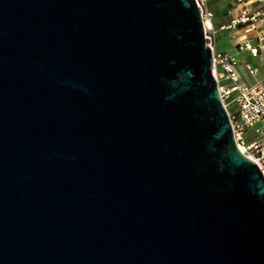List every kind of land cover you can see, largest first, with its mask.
Returning <instances> with one entry per match:
<instances>
[{"label": "water", "instance_id": "95a60500", "mask_svg": "<svg viewBox=\"0 0 264 264\" xmlns=\"http://www.w3.org/2000/svg\"><path fill=\"white\" fill-rule=\"evenodd\" d=\"M0 264H264L195 0H0Z\"/></svg>", "mask_w": 264, "mask_h": 264}, {"label": "built area", "instance_id": "2783aa9c", "mask_svg": "<svg viewBox=\"0 0 264 264\" xmlns=\"http://www.w3.org/2000/svg\"><path fill=\"white\" fill-rule=\"evenodd\" d=\"M195 1L211 46L213 73L235 143L264 174V73L259 64L250 61L243 63V70L239 69L240 54L264 57V0H229L230 18L219 24L213 21L208 0ZM221 31L228 33L233 50L217 48Z\"/></svg>", "mask_w": 264, "mask_h": 264}, {"label": "rangeland", "instance_id": "374dc122", "mask_svg": "<svg viewBox=\"0 0 264 264\" xmlns=\"http://www.w3.org/2000/svg\"><path fill=\"white\" fill-rule=\"evenodd\" d=\"M208 2H209L208 3L209 7L213 10V7L215 5V1L214 0H208ZM229 6H230V2H229ZM213 12H214V15H215L213 17V19L215 20L214 22H219V20H221V19H224V21H226V20H228L230 18V15L228 14L227 18L225 19L224 17H226L225 16L226 14H224V12H222V11H220L219 13H216L213 10ZM227 35H228V33L226 31H221L219 33V35H218L219 36L218 37L219 41H218V45H217L218 47L217 48H222V49L228 50V51L233 50L234 45L232 44L230 38ZM263 59H264V57L254 58V57H251V56L246 55V54H240L239 55V62H240L239 69L243 70V67H244L243 63L245 61H250L251 63L259 64L261 66V68H262L263 73H264V67H263L264 66V61H262Z\"/></svg>", "mask_w": 264, "mask_h": 264}, {"label": "crops", "instance_id": "0c3cea01", "mask_svg": "<svg viewBox=\"0 0 264 264\" xmlns=\"http://www.w3.org/2000/svg\"><path fill=\"white\" fill-rule=\"evenodd\" d=\"M209 3V2H208ZM218 8L220 11H222V12H224V11H227L228 12V8H229V0H217V1H215V5H214V7H213V9L214 8ZM229 14V13H228ZM215 16V15H214ZM213 21H215L214 19H213ZM224 21V19H221V20H219V22H214L215 24H219V23H221V22H223ZM228 36V35H227ZM219 41V40H218ZM217 45H218V42H217ZM220 49H222V48H220Z\"/></svg>", "mask_w": 264, "mask_h": 264}, {"label": "trees", "instance_id": "16d2710c", "mask_svg": "<svg viewBox=\"0 0 264 264\" xmlns=\"http://www.w3.org/2000/svg\"><path fill=\"white\" fill-rule=\"evenodd\" d=\"M214 1H217V0H214ZM213 10H214L216 13H219V12H220V10H219L218 8H216V7H215ZM224 14H226V15H225L226 17H224V18L226 19L227 16H228V12H227V11H224Z\"/></svg>", "mask_w": 264, "mask_h": 264}]
</instances>
